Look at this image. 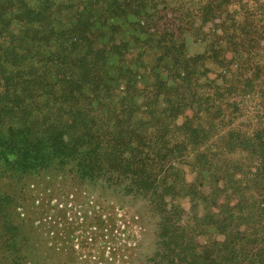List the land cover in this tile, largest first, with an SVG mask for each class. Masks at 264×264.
<instances>
[{
    "label": "trees",
    "instance_id": "1",
    "mask_svg": "<svg viewBox=\"0 0 264 264\" xmlns=\"http://www.w3.org/2000/svg\"><path fill=\"white\" fill-rule=\"evenodd\" d=\"M254 1L0 0V180L55 169L123 185L160 209L168 256L264 264V4ZM188 39L203 51L190 54ZM176 200L192 208L186 219ZM16 205L0 194V264H25Z\"/></svg>",
    "mask_w": 264,
    "mask_h": 264
},
{
    "label": "rangeland",
    "instance_id": "2",
    "mask_svg": "<svg viewBox=\"0 0 264 264\" xmlns=\"http://www.w3.org/2000/svg\"><path fill=\"white\" fill-rule=\"evenodd\" d=\"M254 2L264 4V0ZM123 28L126 34L132 33L128 25ZM186 43L190 54L203 51L200 43L191 39ZM256 102L253 98L246 99L244 112H255ZM185 170L189 173L186 167ZM50 172L10 182L8 186L5 180H0V194L11 196L19 204L12 217L22 226L18 232L25 264H29L27 259L30 264L194 263L191 251L185 256L177 255L178 251L167 255L170 250L162 237L160 209L150 203L151 198L128 193L123 185L110 186L101 179L82 180L55 169ZM175 203L185 210L184 219L192 214L186 202ZM187 225L189 232L193 221L189 220ZM200 230L197 229V234ZM211 234L212 231H206L196 240L204 244ZM0 255L1 262L9 256Z\"/></svg>",
    "mask_w": 264,
    "mask_h": 264
}]
</instances>
